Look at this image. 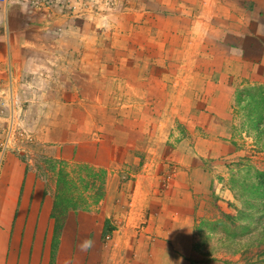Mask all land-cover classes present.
<instances>
[{"label": "crops", "instance_id": "0c3cea01", "mask_svg": "<svg viewBox=\"0 0 264 264\" xmlns=\"http://www.w3.org/2000/svg\"><path fill=\"white\" fill-rule=\"evenodd\" d=\"M197 3L202 9L189 33L183 26L171 28L175 34L166 32L169 20L150 10L128 16L127 30L114 25L118 19L112 15L106 17L103 31L73 30L69 40L76 45L58 50L72 64L64 62L58 83L51 66L54 53L43 55L44 35L33 34L29 50L23 47L24 39L13 50L11 32L8 39L3 37L12 49L4 54L0 68L12 69L17 82L23 74L46 73L42 83L55 96L42 99V113L39 104L31 106L35 141L29 154L11 152L5 159L0 178V264H234L238 260L207 258L198 251L204 246L196 240V232L205 224L196 220L201 212L196 201L212 186L207 159L233 151L228 140L216 137H232L234 109H222L225 123L207 112L216 113L222 99L230 98L228 103L233 104L240 90L248 89L239 93L245 111L247 105L261 103L258 99L264 95V0H227L221 9L219 0ZM151 5L149 1L137 9ZM215 26L230 29L213 44L210 67L196 64L200 52L188 55L187 63L180 58L179 41L212 44L211 35L219 32ZM107 29H114V36ZM232 36L237 43L229 40ZM241 76L254 83L239 84L236 77ZM218 81L222 84L216 88ZM165 152L178 161L172 165L176 175L167 187L162 175L168 168L162 162ZM140 154L142 171L131 180ZM229 180H223L226 191L219 193V185L212 194L219 206L234 201Z\"/></svg>", "mask_w": 264, "mask_h": 264}, {"label": "rangeland", "instance_id": "374dc122", "mask_svg": "<svg viewBox=\"0 0 264 264\" xmlns=\"http://www.w3.org/2000/svg\"><path fill=\"white\" fill-rule=\"evenodd\" d=\"M149 1L152 3L150 9H137L141 7L143 3ZM219 2L221 5L219 8L221 9L226 5L225 3L227 0H219ZM201 9L202 8L199 7L197 0H44L39 7L27 4L20 6L14 5L8 9L1 8L0 64L1 66L4 64V54L12 49V46L13 50H16V46L19 45L18 41L21 39H24L23 47L29 50L32 45L31 40L34 39L32 35L36 33L44 35L43 41L40 42L43 43V45H45L46 42V48L42 50L43 55L45 57V54H49L50 52L55 54H53V59H51V61L54 60L52 61L54 63L51 66L56 69L53 78L58 83L59 78L63 79L64 62L66 64L70 63L72 66L68 59L69 57H65V54L62 52L59 53L58 50L68 49L76 45L77 42L75 40H69L70 34L73 30L91 31L98 27L100 31H103L105 29L104 23L107 21L106 17L110 15L114 16L115 19H118V22L114 23V25L119 26L120 24L124 30H127L126 23L128 16L130 17L134 13L141 16L144 11L150 10L152 12H160L163 17H166L169 20V24L167 23L166 26V32L170 31L172 34H175L176 32L172 29H179L183 26V30L189 33L192 23L196 20L194 16H198L199 14L197 13H199ZM6 18L9 19V24L8 22L6 24ZM246 22L247 21L244 20L245 25L248 23ZM244 23L241 25L242 27H244ZM83 28L86 29L83 30ZM216 28H219V32L218 36L216 33L213 36L211 35L212 44L207 41H200L195 45H190V41H179L178 43L183 44L180 58L184 59L187 63L189 61L188 55L194 53V51L197 53L200 52L202 55L199 56V60H197L196 64L200 65V67H210L212 58L208 55H211L213 44L216 41L221 42L222 39L228 35L226 33H228V30L230 29V27L222 28L215 26L213 30L215 31ZM231 29L234 30V28ZM113 30L107 31L110 36H114ZM10 32L13 34L12 46L4 41V38L8 39ZM120 32H122V30H120ZM233 34L234 32L232 35ZM233 37L234 36L229 38V40H233ZM233 41H235L234 43L238 42V40ZM203 43L204 46H201ZM107 44L110 46L111 42L108 41ZM136 57L142 59L144 56L140 53H136ZM132 60V62H134L133 57ZM27 61H29V59ZM10 63L11 58H9V54L7 53L6 64L10 65ZM166 64H170L167 59ZM193 64L195 65V61ZM46 75V73L40 75L33 73L23 74L21 76L20 84V81H16V74L12 69L8 70V72H4L2 68H0V111L8 113L14 109L18 124L16 139L18 140V134L21 133L20 142H22L23 151L28 152V154L29 149L31 148L29 146L35 141V139H33L35 136L31 132L33 130L31 106L36 108L37 104H39L40 112L42 113L45 109L44 105L40 104L42 99L47 98L48 96L54 98L55 96V91L49 87H44L42 83V78L44 77L46 79ZM37 78H39L38 81ZM236 78L240 81L239 84L244 86L246 83L249 85L254 83L253 81H250L251 77L248 79L243 76ZM221 84L222 82L220 81L216 82V88ZM240 89L241 88H239V90ZM245 90L247 91L248 89ZM245 90H240V92L236 93L235 97H233L234 99L231 100L234 102L233 104L228 103L230 98L225 100L222 99L219 101L221 107L218 108L215 106V109L218 108L217 110H214L216 113L207 112L211 116L216 115L220 123H225V110L222 112V109H225L228 106H231L230 111L234 109L232 113L233 124L231 126L232 137L229 139L216 137L221 141L228 140L230 143L226 145H229L233 151L230 154L219 156L218 159H207L206 161V163H208L207 165H210V168H207L211 174L212 186L207 193H202L201 191L198 194V201H196V203L198 205V210L201 212L199 218L196 220H199L201 224H205V226L200 224L201 227H198L201 230H197L196 240L199 244L203 243L204 247H198V251L201 254H206L205 257L207 258L211 256H215L216 258L233 256L234 258H238L237 261H233L234 264H264V200L260 199L262 204L259 206L255 221H253L254 223L251 225L252 227L247 232H244L243 235L241 231V235L234 238L240 243L242 248L240 247L241 249H237L238 251L236 254H231L234 239L232 237L228 239L227 237L229 236H227L225 232L228 233L234 229L232 226H238L237 230L240 231L243 222L236 220L235 223H231L224 219L223 214H229L234 218H237L238 211L244 208V203L239 192L235 197L233 196L234 201H230L228 204L222 203L220 206L217 205V200L215 199L216 196L212 195L215 194L216 191L218 192L219 185L223 186L220 187L221 191H219V193L227 190V185L223 184V180H228V178H230V180L235 179V182H239V180L243 181L244 177L250 176L255 178L256 174H264V108H260L257 114L254 115L257 118L255 121H260V124H255L253 121L251 122V120L247 118L248 108L245 111L243 106L239 104V93L243 95L242 92H245ZM51 93H53V95ZM214 102H217L216 99H214ZM167 112H171V110L168 109ZM184 115L187 114L185 113ZM163 117L168 118L167 115H163L162 118ZM218 121L216 122L218 123ZM184 122L187 125L189 124V121L184 120ZM180 127H182V129L184 128L181 124ZM185 138L186 136H184V139ZM219 140L215 139L216 142L220 143ZM218 152L221 153L222 151ZM141 156L143 155H138V158H141V161L139 162L137 169L134 170L135 173L132 176L129 175V179L131 178V180L134 179L135 175L138 176L142 171L144 158L142 159ZM173 159L174 155L170 154V152L162 154V162L168 164V168L166 167L162 174L165 175L163 186L166 187L172 176L176 175V171L172 165L178 161ZM214 161H218L219 163L213 165L212 163ZM40 162L46 164L45 160H40ZM175 165L177 164L175 163ZM233 186L236 189L237 187L240 189V185L237 183H234ZM262 188L264 189V187ZM263 189L260 190L262 193L264 192ZM102 190H105L104 186H102ZM230 190L232 189L230 188ZM243 199L245 200L244 197ZM223 208L230 213L224 211ZM207 218L210 220L203 221ZM121 227L122 226L120 225L119 228ZM106 240L109 241L110 237L106 238ZM236 248H238V246H234V249ZM237 255L239 257H237Z\"/></svg>", "mask_w": 264, "mask_h": 264}, {"label": "trees", "instance_id": "16d2710c", "mask_svg": "<svg viewBox=\"0 0 264 264\" xmlns=\"http://www.w3.org/2000/svg\"><path fill=\"white\" fill-rule=\"evenodd\" d=\"M258 100H261V103L264 104V95H262L260 97V99H258ZM261 103L254 104L252 106L247 105V108H248V117L247 118L250 119L251 122L253 121L255 124H260V121H255V119H257V118L254 115L257 114V112H258V110H260V108L261 109H262V107L264 108V105H262ZM246 176H248V175H246ZM231 182H232V190L236 194L238 192L240 193L241 199L243 200V203H244V208L238 211L237 218H234L233 216H231L229 214H223L224 219L226 221H230L231 223H235L236 220H240L243 222V226L240 227L241 228L240 231L237 230L238 226H232V228H234V229H232L228 233L225 232V234L227 236H229V237H227L228 239L230 237H232L234 239L235 237H238L239 235H241V233L243 235L244 232H247L252 227L251 225L254 223L253 221H255V217H256L257 212L259 210V206L262 204L261 200L262 199L264 200V192L262 193L260 191L261 189H263L262 187H264V174H256L255 178H252L250 176L244 177L243 181L239 180V182H235V179H233V180L231 179ZM234 183L239 184L240 189L238 187L236 189L233 186ZM243 197L245 198V200L243 199ZM258 200H260V201L258 203H256ZM105 232L107 234V232H109V231L106 230ZM107 238H109V236ZM227 238H224V239H227ZM234 246H238V248L234 249ZM240 247H241L240 243H238V241H236L234 239L231 254H236L238 251L237 249L242 248V247L241 248Z\"/></svg>", "mask_w": 264, "mask_h": 264}, {"label": "built area", "instance_id": "2783aa9c", "mask_svg": "<svg viewBox=\"0 0 264 264\" xmlns=\"http://www.w3.org/2000/svg\"><path fill=\"white\" fill-rule=\"evenodd\" d=\"M41 2H44V0H0V9H8L13 7L14 5L20 6L27 4H31L34 7H39L41 5ZM16 119L17 117L14 113V109L8 113L0 111V178L8 153H21V151H23L21 150V147L23 145L22 142H20L21 133L18 134L19 141L16 139L18 132V124Z\"/></svg>", "mask_w": 264, "mask_h": 264}]
</instances>
